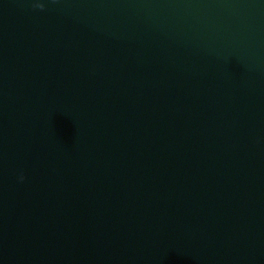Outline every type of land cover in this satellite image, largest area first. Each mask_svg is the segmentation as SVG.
<instances>
[{"label": "water", "instance_id": "obj_1", "mask_svg": "<svg viewBox=\"0 0 264 264\" xmlns=\"http://www.w3.org/2000/svg\"><path fill=\"white\" fill-rule=\"evenodd\" d=\"M0 264H264V0H0Z\"/></svg>", "mask_w": 264, "mask_h": 264}]
</instances>
